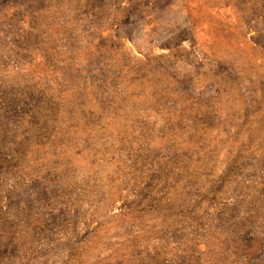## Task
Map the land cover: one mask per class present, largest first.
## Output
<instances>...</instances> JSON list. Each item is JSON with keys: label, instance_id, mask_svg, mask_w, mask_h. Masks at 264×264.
<instances>
[{"label": "rangeland", "instance_id": "1", "mask_svg": "<svg viewBox=\"0 0 264 264\" xmlns=\"http://www.w3.org/2000/svg\"><path fill=\"white\" fill-rule=\"evenodd\" d=\"M0 264H264V0H0Z\"/></svg>", "mask_w": 264, "mask_h": 264}]
</instances>
